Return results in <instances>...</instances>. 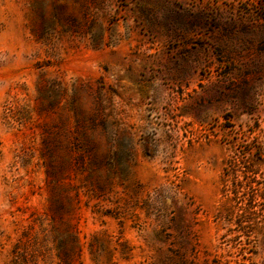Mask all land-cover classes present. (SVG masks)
<instances>
[{
    "label": "rangeland",
    "instance_id": "obj_1",
    "mask_svg": "<svg viewBox=\"0 0 264 264\" xmlns=\"http://www.w3.org/2000/svg\"><path fill=\"white\" fill-rule=\"evenodd\" d=\"M264 264V0H0V264Z\"/></svg>",
    "mask_w": 264,
    "mask_h": 264
},
{
    "label": "trees",
    "instance_id": "obj_2",
    "mask_svg": "<svg viewBox=\"0 0 264 264\" xmlns=\"http://www.w3.org/2000/svg\"><path fill=\"white\" fill-rule=\"evenodd\" d=\"M180 264H182V263L180 262Z\"/></svg>",
    "mask_w": 264,
    "mask_h": 264
}]
</instances>
